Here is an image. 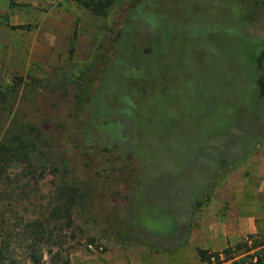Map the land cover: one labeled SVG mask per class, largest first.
<instances>
[{
	"label": "trees",
	"instance_id": "trees-1",
	"mask_svg": "<svg viewBox=\"0 0 264 264\" xmlns=\"http://www.w3.org/2000/svg\"><path fill=\"white\" fill-rule=\"evenodd\" d=\"M68 1L104 16L116 0ZM195 1L204 3V0ZM226 1L230 11V15L224 17L228 30L217 27L218 32L208 38L218 42L221 34L224 35V39H228L229 68L241 66V70L240 75L223 76L221 79L224 81H216L217 93L210 95L208 107L203 94L193 97L188 90L192 80L188 72L194 64L202 63L205 51L199 50L197 63L188 50L180 53L177 61L169 58L177 45V38L171 30L166 31V37L160 35L162 28L151 30L149 42L134 31V23L144 9L171 12L172 6L166 2L159 4L155 0H140L122 8L118 18L112 19L114 25L117 24L116 30L113 26L107 27L109 37L112 34L111 42L115 43L114 52L111 61L101 68L98 84L83 87L80 81L105 56L102 43L95 49L92 61L76 77V88L80 89L75 93L78 100L73 108L75 114H84V138L92 139V130L97 124L99 129L100 123L105 124L107 132L102 134L117 142L121 156L129 162V173L122 180V192L127 201L121 207L122 212L112 219L117 243L122 246L143 244L151 249L171 252L180 249L188 242L202 207L264 140V38L251 30V26L264 15V0H245L246 3ZM201 13L188 9L184 15L182 13L183 17L172 16L176 23L186 25L188 30L192 26L196 29L203 25L205 19L206 23L219 25L220 21L215 22L210 15L203 19ZM152 15L158 19V15ZM128 37L129 59L130 55L140 59L150 57L141 63L143 68L129 62L135 71L138 69L137 77L149 82L150 89L145 92L124 81L118 91L113 86L107 95H103L99 90L107 72L115 71L113 61L118 59L124 63L127 58L128 54L123 53L126 50L120 43ZM203 38L192 31L190 35H184L183 43L186 46L192 40ZM215 52L219 54L220 49ZM124 70L119 69L123 73ZM123 73L117 76L125 78ZM23 80V76H16L11 85L0 84V119L4 117L5 110L12 114L4 129L0 124V264H41L45 253L55 262L68 264L66 257L71 241L83 231L82 222L78 223V220L82 216L94 215L96 198L91 184L97 180L76 173L66 164L38 216L16 219L17 204L14 201L24 196L32 200L37 192L40 193L38 179L43 173L35 168L30 152L39 144L49 145L52 140L39 123L23 120L10 109L9 101ZM121 94L128 98L132 96L133 107L121 100ZM81 100L85 104L84 110L77 105ZM103 114L113 116L106 121L99 117ZM47 116L43 117L45 122L56 117ZM129 119L132 134L123 141L118 140L115 133L120 132ZM117 120L118 123L115 122ZM147 138L150 142L144 145ZM189 153L195 162L189 163ZM14 163L21 165L25 176L34 183L29 185V189L19 186L15 176L8 172ZM187 169L188 175L184 177ZM189 176H192L191 180ZM247 237L251 239L253 235ZM86 241L94 240L86 238ZM253 241L252 245L242 244L245 252L254 251L237 259H234L233 251L241 250V244L217 251L206 248H198L197 251L200 259L209 264H264V242ZM63 252L65 259H62Z\"/></svg>",
	"mask_w": 264,
	"mask_h": 264
},
{
	"label": "rangeland",
	"instance_id": "rangeland-1",
	"mask_svg": "<svg viewBox=\"0 0 264 264\" xmlns=\"http://www.w3.org/2000/svg\"><path fill=\"white\" fill-rule=\"evenodd\" d=\"M137 1L140 0H116L104 16L95 14L91 10L68 0H59L53 5V8L50 6L31 7L24 0H9L8 8L0 10V84L9 86L16 76L24 77L14 97L9 101V106H12L10 109L17 112L23 120L31 119L39 123L52 139L49 145L39 144L30 152L35 168L39 173H43L38 179L40 193H36V198L32 196V200H27L26 196L17 201L13 200L17 204L16 219L20 220L21 218L23 220L38 216L53 188V183L66 164L68 165L67 168L72 167L76 173H82L86 178L91 176L92 179L97 180L91 184L96 198L93 202L95 206L94 215L82 216L78 220V223L82 222L83 231L78 232L76 239L71 241L67 257L65 252L62 253V259L68 258V264L80 262L81 256L86 252L101 254L112 248L129 249V244L122 246L117 243V234L114 231V223H112V219L117 218L116 215L122 212L121 207L127 201L124 198V192H122L124 186L122 180L123 176L129 173V162H126L121 156L117 142L102 134L107 132L105 124L100 123V129L97 124L92 130L94 137L86 140L82 124L84 114H75L73 107H75V101L78 100L75 93L80 89V87L76 88V77L92 61L95 49L102 43L105 47V56L97 61V64H94L80 81L83 87L86 85L94 87L98 84L101 68L111 61L114 52L112 48L115 43L111 42L112 34L109 37L107 27L113 26L116 30L117 24L114 25L112 19L118 18L122 8ZM155 1L159 4L164 2L170 4L172 6L171 12L165 11L166 9L138 11L141 15L134 23V31L142 36L143 40L149 42L151 30L162 28L160 35L165 37L166 31L171 30V33L177 38V45H175L176 49H173L169 58L177 61L180 58V53H183L184 50L190 51L192 58L196 59L195 62L199 50L205 51L206 56L202 58V63L194 64L188 72V76H192L188 90L193 97L203 94L205 104L208 107L211 104L210 95L214 96L217 93L215 90L216 81L218 79L224 81L221 79L223 76L240 75L239 71L241 70V66L229 68L228 39H224V35L221 34V40L218 42L208 38L218 32L217 27H224L228 30V25L224 20L225 16L230 15L227 7L228 1L204 0V3L195 0ZM241 1L245 2V0ZM203 7L207 9L203 10ZM188 9L193 13H201L200 11L203 10L201 13L203 19L210 15L215 22L220 21L217 23L219 25L206 23L205 19L203 25L197 26L196 29L195 26H192L188 30L186 25L176 23L172 16L180 15L183 17L182 13L184 15ZM152 14L158 15V19ZM251 30L264 38V15L251 26ZM192 31L201 34L204 40H192L191 44H186V47L183 43V37L185 34L190 35ZM120 44L126 50L123 53L128 54L127 58L125 57L126 63L124 60L122 63L118 59L113 61L116 72H110L112 74L107 72L99 92L107 95L113 86L114 90L118 91L119 85L124 81H128L133 88L143 89L145 92L149 91V82L139 79L136 75L138 69L135 71L133 67L129 66V62L142 67L141 63L146 62L150 57L140 59L135 55H130L129 59V37ZM218 48L220 49L219 54L215 52ZM123 68H125V74L119 71ZM118 73H123L126 79L117 76ZM242 94L244 95V93ZM120 98L127 105H133L132 96L128 98L127 95L121 94ZM77 105L79 108L83 107L82 110L86 109L83 100L78 101ZM101 113L99 112V114ZM51 114L56 115V117L45 122L43 117L52 116ZM11 115L8 110H5L4 117L0 119L3 129L8 124ZM112 116V114H103L99 117L107 121ZM115 117L119 118L117 115ZM125 118L127 119V117ZM115 122L118 123L119 121ZM120 129V132L115 133V137L123 141L128 137V134L129 136L132 134L130 119L125 121L124 126ZM148 142H150L149 138L145 139L143 144ZM190 155L191 153L187 156L189 163L195 162L196 159ZM262 161H264V140L257 146L253 154L234 171V175L230 178L231 182L237 185L241 182L244 171L250 172L256 166L255 164H260ZM94 170L97 172L94 173ZM188 171L189 169L184 171V177L188 175ZM8 172L15 176L18 185H24L22 187L26 190L29 189V185L34 184L28 180L24 173L25 170H22L19 164H12ZM103 180L105 182H102ZM115 185L118 187L116 188ZM223 189L227 190L228 188L224 186ZM259 196L263 197L264 194L261 193ZM209 202L202 207L194 221L196 234L192 237V241L189 239L185 245L173 252L150 248V254L145 258V264H209L200 259L197 254L198 248L204 247L210 251H217L227 246L235 248L236 245L241 244V250L233 251L234 259H237L254 251L251 249L245 252L243 246L245 242L247 245H252L254 239L264 242V218H260L259 228L255 232L242 234L237 240L231 241L226 246H197L200 222L204 219ZM113 206H116V209ZM110 212L114 215L111 214L106 217ZM257 212L264 215V206L259 208ZM248 235H253V238L249 239ZM86 238H92L94 241L87 242ZM77 240L79 243L76 242ZM41 264H62V261L55 262L45 253Z\"/></svg>",
	"mask_w": 264,
	"mask_h": 264
},
{
	"label": "crops",
	"instance_id": "crops-1",
	"mask_svg": "<svg viewBox=\"0 0 264 264\" xmlns=\"http://www.w3.org/2000/svg\"><path fill=\"white\" fill-rule=\"evenodd\" d=\"M24 1L31 7L53 8L59 0ZM8 4L9 0H0V10L7 9ZM255 165L250 172L244 171L241 182L237 185L230 180L233 172L217 189V194L210 200L204 219L200 222L197 246H226L242 234L255 232L259 228V219L264 218V215L257 212L264 206V196H259L264 194V161ZM222 186H227L228 189L225 190ZM195 234L193 226L189 238L191 241ZM149 249L146 245L130 244L129 249L112 248L101 254L86 252L76 264H145V258L150 254Z\"/></svg>",
	"mask_w": 264,
	"mask_h": 264
},
{
	"label": "built area",
	"instance_id": "built-area-1",
	"mask_svg": "<svg viewBox=\"0 0 264 264\" xmlns=\"http://www.w3.org/2000/svg\"><path fill=\"white\" fill-rule=\"evenodd\" d=\"M255 260H256V258L253 261H255Z\"/></svg>",
	"mask_w": 264,
	"mask_h": 264
}]
</instances>
